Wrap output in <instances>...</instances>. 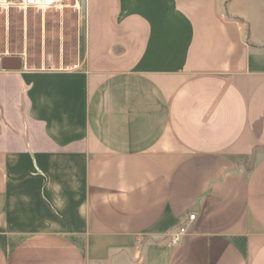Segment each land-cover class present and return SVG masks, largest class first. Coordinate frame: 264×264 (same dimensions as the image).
<instances>
[{"label": "crops", "instance_id": "crops-1", "mask_svg": "<svg viewBox=\"0 0 264 264\" xmlns=\"http://www.w3.org/2000/svg\"><path fill=\"white\" fill-rule=\"evenodd\" d=\"M81 6L0 68V264H264V0Z\"/></svg>", "mask_w": 264, "mask_h": 264}, {"label": "rangeland", "instance_id": "rangeland-1", "mask_svg": "<svg viewBox=\"0 0 264 264\" xmlns=\"http://www.w3.org/2000/svg\"><path fill=\"white\" fill-rule=\"evenodd\" d=\"M7 1L13 5L6 8V4H0V55L9 53L27 57L33 61V66L45 60L50 67H57L63 58L62 49L66 43L69 48L66 60L72 61L70 49L74 43L77 12L72 7L73 1L65 2L60 11L47 9L45 12L34 8L23 11L16 7L20 0ZM78 2L81 8V0ZM228 5L225 2L221 5V11L226 16L230 13ZM245 39H248L246 34ZM68 63L66 61L65 65Z\"/></svg>", "mask_w": 264, "mask_h": 264}, {"label": "built area", "instance_id": "built-area-1", "mask_svg": "<svg viewBox=\"0 0 264 264\" xmlns=\"http://www.w3.org/2000/svg\"><path fill=\"white\" fill-rule=\"evenodd\" d=\"M73 1V9L78 11L79 10V4L77 0H20V2L17 4V8L20 10H27V9H38L42 12H45L47 9H56L61 10L62 7H64L65 2ZM6 4V8L8 5H13L8 3L7 0H0V4ZM195 220L194 214H189L186 221L183 225H180L176 228L175 231L169 234V241L171 245H177L179 244L188 234H189V227Z\"/></svg>", "mask_w": 264, "mask_h": 264}, {"label": "water", "instance_id": "water-1", "mask_svg": "<svg viewBox=\"0 0 264 264\" xmlns=\"http://www.w3.org/2000/svg\"><path fill=\"white\" fill-rule=\"evenodd\" d=\"M10 61H15L17 63L16 67H9L8 63ZM21 58L20 57H2L0 60V68L2 70H11V71H19L21 70L22 66H21Z\"/></svg>", "mask_w": 264, "mask_h": 264}]
</instances>
